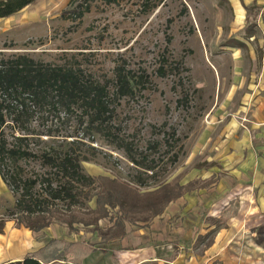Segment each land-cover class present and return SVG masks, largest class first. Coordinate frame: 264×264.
Wrapping results in <instances>:
<instances>
[{
    "label": "rangeland",
    "instance_id": "374dc122",
    "mask_svg": "<svg viewBox=\"0 0 264 264\" xmlns=\"http://www.w3.org/2000/svg\"><path fill=\"white\" fill-rule=\"evenodd\" d=\"M234 1L96 0L88 13L74 20L64 14L70 0H35L9 17H0V53L24 52L52 62L63 61L64 54L74 55L93 76L110 77L120 66L137 77L133 93L118 100L114 117L102 133L86 132L80 112L63 121L55 119L60 130L72 135L70 139L81 140L75 146L86 157L83 166L88 174L116 177L130 185L140 180L142 191L162 182L187 183L213 175L234 186L238 181L236 190L243 192L244 183H249L244 174L252 168L250 151L264 159V151L244 147V118L251 138L252 119L264 125L260 15L253 27L256 38H246L264 0H243L254 7L244 18L235 13ZM260 138L264 143L263 134ZM251 191L260 210L244 213L243 207L230 225H246L247 217V225H255V241L264 246V178ZM14 202L11 194L0 197V215ZM113 211L99 221L100 227L111 225L121 214L119 207ZM5 227L0 249L21 252L30 231ZM52 236V228L33 233L30 249ZM10 240L22 241L23 248L9 249L5 245ZM203 246L198 252H203ZM254 263L255 259L241 264Z\"/></svg>",
    "mask_w": 264,
    "mask_h": 264
},
{
    "label": "trees",
    "instance_id": "16d2710c",
    "mask_svg": "<svg viewBox=\"0 0 264 264\" xmlns=\"http://www.w3.org/2000/svg\"><path fill=\"white\" fill-rule=\"evenodd\" d=\"M34 1L0 0V17H9ZM95 1L70 0L64 14L74 20L82 18ZM220 1L224 4L226 0ZM64 55L63 61L52 62L24 52L0 53V177L15 199L0 215V234L9 220L34 232L59 223L70 234L78 233L76 225L82 224L108 243L126 235L127 223L152 221L170 202L220 180L213 175L187 183L175 180L142 191L140 180L130 185L116 177L88 174L83 166L86 157L75 146L81 140L70 139L72 135L60 130L58 122L80 112L86 132L102 133L114 117L118 100L133 93L137 77L118 66L112 76L102 79L88 72L74 55ZM117 207L121 214L111 225L100 227L99 221ZM238 213L239 207L231 200L220 216L208 220L224 227ZM97 250L95 243L81 238L52 237L22 259L3 264H83Z\"/></svg>",
    "mask_w": 264,
    "mask_h": 264
},
{
    "label": "crops",
    "instance_id": "0c3cea01",
    "mask_svg": "<svg viewBox=\"0 0 264 264\" xmlns=\"http://www.w3.org/2000/svg\"><path fill=\"white\" fill-rule=\"evenodd\" d=\"M243 2V0H235L232 3L235 13L240 18H244V14L248 11L251 13V9L254 8ZM258 10L259 14L254 16L251 24V33L246 37L250 40H254L257 36L252 29L259 24V15L264 24L262 16L264 4ZM252 121L254 123L249 126L254 128L255 134L251 138L247 132L248 124H245L247 118H244L246 129L244 130V147L253 150L257 148L263 152L264 143L260 138V135H264V129L261 132L263 122L255 119ZM248 161L252 168L249 174H244V178L249 179V183H244V193L236 190L239 187L238 181L237 186H234L231 181L220 177V180L213 185L214 187L203 191L193 190L178 200L170 202L166 209L152 221L135 225L127 224V233L123 238L102 243L98 232L86 231L82 224L76 225L78 233L71 234L68 227L59 223H54L48 228L54 230L52 237L81 238L96 244L98 250L90 254L83 264H230L234 262L241 264L245 260L253 263L254 259L256 264H264V246L258 240L255 241L252 230L255 225H247L249 223L247 217L244 218L246 225H230V221L235 216L224 227H217L208 220L210 217L220 216L231 200H235L239 213L243 207L244 213L260 210L256 195L251 190L256 181L264 178V159L255 158L254 152L250 151ZM248 161L245 164H248ZM8 194L12 195L0 177V197L6 198ZM217 212L218 214L215 215ZM103 223L104 221H101L100 225L103 226ZM6 225L16 226V223L14 220H9ZM24 229L30 231V234H26L28 245L21 252L13 253L3 246L0 249V264L20 260L30 250L32 235L37 232L16 226V230ZM210 234H213L211 238H207ZM0 236L3 238L2 233ZM199 246L204 247L203 252H198ZM231 249H234L236 253L231 254Z\"/></svg>",
    "mask_w": 264,
    "mask_h": 264
},
{
    "label": "bare ground",
    "instance_id": "6f19581e",
    "mask_svg": "<svg viewBox=\"0 0 264 264\" xmlns=\"http://www.w3.org/2000/svg\"><path fill=\"white\" fill-rule=\"evenodd\" d=\"M21 241V240H20ZM24 243L21 241V243L17 240V241H14V240H10L8 242H6V245L9 249L13 250V249H18L19 247H22ZM26 246V245H24Z\"/></svg>",
    "mask_w": 264,
    "mask_h": 264
}]
</instances>
